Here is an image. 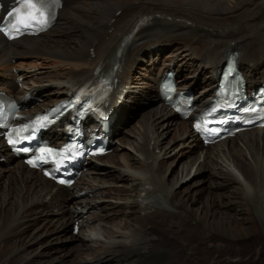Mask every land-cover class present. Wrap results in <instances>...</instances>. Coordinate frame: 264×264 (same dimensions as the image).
Here are the masks:
<instances>
[{
    "label": "bare ground",
    "instance_id": "bare-ground-1",
    "mask_svg": "<svg viewBox=\"0 0 264 264\" xmlns=\"http://www.w3.org/2000/svg\"><path fill=\"white\" fill-rule=\"evenodd\" d=\"M233 50L247 87L264 82V0H64L47 32L16 41L0 33V87L26 101L25 113L52 106L120 64L113 150L89 161L72 186H56L0 140V264L241 261V243L258 241L262 229L264 129L205 147L192 118L180 120L157 88L173 70L202 109ZM145 99L149 104L138 107ZM160 127L175 137L161 140ZM48 138L58 141L62 132ZM255 254H262L258 246Z\"/></svg>",
    "mask_w": 264,
    "mask_h": 264
},
{
    "label": "rangeland",
    "instance_id": "rangeland-1",
    "mask_svg": "<svg viewBox=\"0 0 264 264\" xmlns=\"http://www.w3.org/2000/svg\"><path fill=\"white\" fill-rule=\"evenodd\" d=\"M177 5H182L180 2H177ZM122 12V10H120ZM118 11V12H120ZM116 14L117 17H119L121 15V12L118 14ZM162 52V51H161ZM156 72V71H155ZM189 72V71H187ZM187 72L184 73V75L188 74ZM138 75V73H137ZM202 86H200L199 88H201ZM146 102V103H145ZM139 106L140 108H143L145 107L146 105L149 104V102L145 99V100H142L139 102ZM130 121H131V126L134 125V123L136 122L135 119L133 118H130ZM118 132V131H117ZM119 133V132H118ZM125 134H128V133H125ZM125 134H122V136H124ZM121 135V133H120ZM120 135L118 134L117 137H120ZM174 135V136H173ZM157 136L160 137L161 140H169V139H172L175 137V132H170V133H167V130L163 129L162 127L159 128V131L157 132ZM183 150L185 149L186 150V146L182 147ZM255 148H257L255 146ZM181 150V149H180ZM179 150V151H180ZM179 151H176L175 154H177ZM110 154V153H109ZM113 156L115 157L116 156V153L113 154ZM249 156V154H248ZM171 159V158H170ZM169 159V160H170ZM184 159L186 160L187 157H184ZM169 160L167 161H163V162H168ZM206 174V173H205ZM192 177H195L196 179L198 178V176L196 177V175H193ZM203 185H207L206 189L207 190H211V186L208 185L207 183H203ZM108 186V185H107ZM196 191V188L193 189V192ZM216 191V190H215ZM202 195V196H201ZM203 195L204 194H200L199 196H201L203 198ZM253 203H256L254 205V209L257 210V211H261L262 210V206L259 201L257 202L256 200L253 201ZM258 205V206H257ZM259 208V209H258ZM257 216V215H256ZM258 217V220H260V222L262 223V229L260 230V235L258 237H255L258 238V241L256 242H249V241H246L245 242H242L241 243V251L243 252V259L241 261L238 260V262L236 261L234 264H264V215L262 216H257ZM171 227L172 229H176L178 227V223H173L171 224ZM181 232V231H180ZM49 238V237H48ZM255 243V244H254ZM259 247L262 254L260 255V257H256V247ZM210 247V246H209ZM219 250L220 251H223L224 250V246L223 245H219ZM247 253V254H246ZM251 253V254H250ZM247 255V256H246ZM249 255V256H248ZM251 255V256H250Z\"/></svg>",
    "mask_w": 264,
    "mask_h": 264
},
{
    "label": "snow or ice",
    "instance_id": "snow-or-ice-1",
    "mask_svg": "<svg viewBox=\"0 0 264 264\" xmlns=\"http://www.w3.org/2000/svg\"><path fill=\"white\" fill-rule=\"evenodd\" d=\"M51 2V0H36L35 4L33 3V0H20L21 5H32L33 7H36L38 12L40 13V15H43L44 11L48 8L49 3ZM25 12L28 11L27 8L24 9ZM21 9L17 8L15 9L13 12L9 13V15L13 18V19H17L18 20V14L20 13ZM48 23H50V19L47 20H41L39 18L34 19L30 24H24L23 27L25 29L36 25L39 27V30H44L47 26ZM13 28L16 31H20V28H18L16 26V24H13ZM199 127V126H197ZM9 143H12V141L10 140ZM29 163H32L31 161H29ZM63 183V181H61Z\"/></svg>",
    "mask_w": 264,
    "mask_h": 264
}]
</instances>
